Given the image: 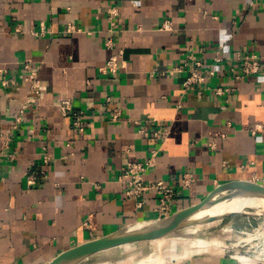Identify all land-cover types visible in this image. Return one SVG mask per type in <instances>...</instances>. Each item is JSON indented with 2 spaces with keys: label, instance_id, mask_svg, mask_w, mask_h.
I'll list each match as a JSON object with an SVG mask.
<instances>
[{
  "label": "crops",
  "instance_id": "obj_1",
  "mask_svg": "<svg viewBox=\"0 0 264 264\" xmlns=\"http://www.w3.org/2000/svg\"><path fill=\"white\" fill-rule=\"evenodd\" d=\"M118 50L123 66L106 71ZM238 53H256L261 70L236 79ZM197 61L215 72L185 91ZM153 150L146 178L175 186L174 211L230 181L264 185V0H0V264H48L157 217L155 197L137 207L120 179ZM169 244L160 264H264L217 242L189 254Z\"/></svg>",
  "mask_w": 264,
  "mask_h": 264
},
{
  "label": "built area",
  "instance_id": "obj_2",
  "mask_svg": "<svg viewBox=\"0 0 264 264\" xmlns=\"http://www.w3.org/2000/svg\"><path fill=\"white\" fill-rule=\"evenodd\" d=\"M169 25L167 24L166 27ZM79 30V29H78ZM75 28L71 25H68L67 32H73ZM111 42H108V46L111 47ZM122 50L116 51L112 54L104 67L108 72L115 73L121 68L124 64L122 58ZM237 68L238 72L235 74L236 79H241L243 77L257 74L261 70V61L259 56L256 53H238L236 55ZM26 67H30L26 65ZM214 70L211 68L204 67L201 61H197L193 67L189 69V75L184 80V90L188 91L194 89L196 85L205 82L206 78L214 74ZM35 72L31 69L30 73L25 76V80L30 82V94L31 95H40L41 89L39 83L35 79ZM9 79H4L3 84H7ZM222 89L218 88L217 93H221ZM33 99H29L28 102ZM27 102V103H28ZM58 110L65 116H69L73 120V127L78 130H83V114L81 112H76L73 110L72 99L71 98H61L57 103ZM22 110H20V113ZM119 112L113 115V118L118 116ZM20 121V116L16 118V122ZM158 132H160L158 130ZM255 132V129L253 130ZM157 151L153 150L149 158L145 161H131L125 165L120 173V179L125 184V193L128 199L135 201L137 207H143L144 204L148 201L149 195L152 194L155 197L156 205L154 211L157 214V217L168 216L174 212L173 201L177 196V191L174 185L162 180V179H147L146 173L149 168L156 161ZM37 182L36 176H29L28 183L35 184ZM181 185L183 187H188L191 182V177L189 174H184L180 178ZM255 245H250L249 247H254L251 251L248 245L247 238H241L239 240V245L241 249H232L235 247L233 245L227 246L225 244L218 245L219 250L227 252L240 253L246 258H258L264 260V238L262 235H259L255 238ZM237 247V246H236Z\"/></svg>",
  "mask_w": 264,
  "mask_h": 264
},
{
  "label": "water",
  "instance_id": "obj_3",
  "mask_svg": "<svg viewBox=\"0 0 264 264\" xmlns=\"http://www.w3.org/2000/svg\"><path fill=\"white\" fill-rule=\"evenodd\" d=\"M236 196L245 198L248 201L247 203L264 200V185L249 180H237L224 183L200 201L175 210L168 216L155 217L125 225L104 236L88 240L61 252L48 264H79L96 254L117 247L158 239H167L178 231L188 227L209 224L247 212L246 210L248 208L227 213H204V215H200L214 205L218 199L223 197L233 198Z\"/></svg>",
  "mask_w": 264,
  "mask_h": 264
},
{
  "label": "rangeland",
  "instance_id": "obj_4",
  "mask_svg": "<svg viewBox=\"0 0 264 264\" xmlns=\"http://www.w3.org/2000/svg\"><path fill=\"white\" fill-rule=\"evenodd\" d=\"M224 198L225 197L220 198L217 201L223 200ZM246 211L245 213L236 214L209 224L191 226L180 230L167 238V243L163 247V252L169 250V243L176 238L178 240L177 243L172 245H175L178 249L183 245L185 248L187 247V251L191 250L194 246L204 247L212 242H217V245L220 243L227 246H235L231 247L232 249H241L239 245V240H241V238H247L249 243L246 247L255 245L256 237L262 235L264 238V211L262 212L256 207L248 208ZM149 245L151 244H146L147 248L144 251H140V248H137L135 244L127 245L123 248L105 252V254H100L99 256L96 255L86 262L79 264H97L102 261H108L109 264H140L142 259L159 254V251H156L152 245ZM190 245H192L191 248ZM249 248L251 251L254 249V247ZM185 251L186 250H184V254Z\"/></svg>",
  "mask_w": 264,
  "mask_h": 264
},
{
  "label": "bare ground",
  "instance_id": "obj_5",
  "mask_svg": "<svg viewBox=\"0 0 264 264\" xmlns=\"http://www.w3.org/2000/svg\"><path fill=\"white\" fill-rule=\"evenodd\" d=\"M245 200V198H242L240 196L233 197L232 199H223L216 201L214 205L209 207L206 212L201 213L200 215H204V213L209 214H218V213H227L232 211H239V210H245L247 208H253L256 207L258 210L264 211V200L256 201V202H250ZM247 203V204H246ZM246 204V205H245ZM197 229V228H196ZM167 239H158V240H152L151 245L156 251H159V254L155 256H150L146 259H142L140 264H160L162 263L167 256L163 254V247L167 243ZM170 241V240H169ZM168 241V242H169ZM177 238L171 240V245L174 243H177ZM181 242V241H180ZM194 243V242H191ZM192 245H190V248ZM191 250L185 251V254H189ZM175 253V252H174ZM180 256V255H179Z\"/></svg>",
  "mask_w": 264,
  "mask_h": 264
}]
</instances>
